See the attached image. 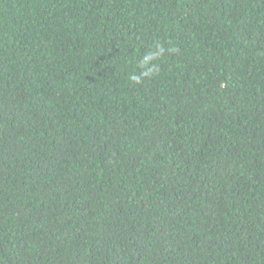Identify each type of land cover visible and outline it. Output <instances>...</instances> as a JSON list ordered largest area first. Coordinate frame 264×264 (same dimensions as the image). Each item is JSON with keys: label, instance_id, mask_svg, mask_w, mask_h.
Segmentation results:
<instances>
[{"label": "trees", "instance_id": "16d2710c", "mask_svg": "<svg viewBox=\"0 0 264 264\" xmlns=\"http://www.w3.org/2000/svg\"><path fill=\"white\" fill-rule=\"evenodd\" d=\"M0 264H264V0H0Z\"/></svg>", "mask_w": 264, "mask_h": 264}, {"label": "clouds", "instance_id": "9594fccd", "mask_svg": "<svg viewBox=\"0 0 264 264\" xmlns=\"http://www.w3.org/2000/svg\"><path fill=\"white\" fill-rule=\"evenodd\" d=\"M163 52V48H160L159 51H158V54L162 53ZM135 79V77H134Z\"/></svg>", "mask_w": 264, "mask_h": 264}]
</instances>
